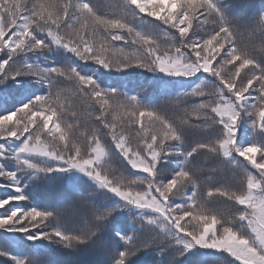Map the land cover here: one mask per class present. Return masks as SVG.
Masks as SVG:
<instances>
[{
  "label": "snow or ice",
  "instance_id": "1",
  "mask_svg": "<svg viewBox=\"0 0 264 264\" xmlns=\"http://www.w3.org/2000/svg\"><path fill=\"white\" fill-rule=\"evenodd\" d=\"M254 37L264 7L227 0H0L4 264L105 243V264H264V44L242 43ZM136 70L151 95L126 80ZM201 156L241 169L240 187L202 192ZM55 181L66 187L46 203L12 204Z\"/></svg>",
  "mask_w": 264,
  "mask_h": 264
},
{
  "label": "trees",
  "instance_id": "2",
  "mask_svg": "<svg viewBox=\"0 0 264 264\" xmlns=\"http://www.w3.org/2000/svg\"><path fill=\"white\" fill-rule=\"evenodd\" d=\"M103 2V0H101ZM233 6H237L234 8V11L239 13L241 11L247 10L249 14H255L261 7H264V0H235V2H239L241 6L235 5L234 0H227ZM162 42H164L162 40ZM117 46H123V42H115ZM243 44L248 45L250 48L254 47L256 54H260V47L264 44V41H261L258 37H254L252 39H245L242 41ZM56 58L58 61H63L64 57H50ZM90 66L83 68V71L87 70L90 71L92 67L91 62H89ZM141 70H136V72L127 77L126 80L131 82V86L134 87L135 91L140 93L142 96H149L152 94L153 89L151 85H149L143 75H140ZM118 77L113 76L111 78L105 77V80L108 82H112L117 80ZM243 160V158H240ZM65 185H63L60 181H55L51 185L45 186L44 184H40L34 191L33 195L36 196V200H26V201H13L12 204H21L24 205L25 208L31 206L34 203L40 202L42 204L46 203L47 201L51 200L53 196L59 192H61ZM6 189L0 188V194H6ZM87 188L80 187L79 192L76 194L77 198L82 194L85 197L87 196L88 192ZM9 207V206H6ZM3 211V209H0ZM10 239H17L18 236L11 235L9 236ZM7 239V237H5ZM33 243V242H29ZM38 244V242H35ZM4 245L3 241H0V247ZM106 247V243L102 245H97L96 247L89 248L83 251H73L69 249H63L61 246L53 245L51 249H49L46 253L42 255V259L51 260L52 264H105V261L108 259L103 248ZM159 258V257H158ZM156 258V259H158ZM7 257H0V264H4ZM132 264H153L152 256H144L141 255L137 258H134Z\"/></svg>",
  "mask_w": 264,
  "mask_h": 264
},
{
  "label": "rangeland",
  "instance_id": "3",
  "mask_svg": "<svg viewBox=\"0 0 264 264\" xmlns=\"http://www.w3.org/2000/svg\"><path fill=\"white\" fill-rule=\"evenodd\" d=\"M235 5L241 6L239 2H235ZM234 8H237V6H234ZM85 72H89V71L85 70ZM165 109L169 111V113L171 114L172 110L169 106L165 105ZM257 160L259 161V154H257ZM197 163L205 169L204 173H202L201 175V181H200L202 192H206V190L210 187L220 186V185H224V186L231 185L233 187H240L242 170L234 169L232 166L226 163L224 158H212V157L201 156L197 160ZM245 163L247 162L245 161ZM110 164L112 168L120 170L121 172L124 173V175H129L128 171L125 170V162H123L120 157L114 155L112 157V160L110 161ZM249 169L251 170L250 165H249ZM132 171H136V170H132ZM209 177H211V179H209ZM84 188L87 187L85 186ZM211 206H216L222 209H231L233 207L230 201H227L223 198L213 200L211 202ZM144 256L146 257L152 256V258L154 259L153 255L151 254H144ZM155 258H158V256H156Z\"/></svg>",
  "mask_w": 264,
  "mask_h": 264
}]
</instances>
